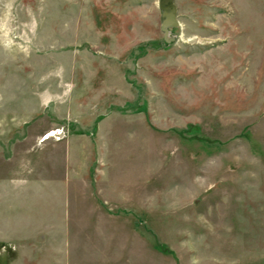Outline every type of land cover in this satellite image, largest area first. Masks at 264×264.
<instances>
[{"label": "rangeland", "instance_id": "obj_1", "mask_svg": "<svg viewBox=\"0 0 264 264\" xmlns=\"http://www.w3.org/2000/svg\"><path fill=\"white\" fill-rule=\"evenodd\" d=\"M0 0V264H264V0Z\"/></svg>", "mask_w": 264, "mask_h": 264}, {"label": "water", "instance_id": "obj_2", "mask_svg": "<svg viewBox=\"0 0 264 264\" xmlns=\"http://www.w3.org/2000/svg\"><path fill=\"white\" fill-rule=\"evenodd\" d=\"M159 7L164 15L162 31L165 34V41L166 43L171 44L174 41V38L173 35H171L170 30L177 29L180 26L176 0H160Z\"/></svg>", "mask_w": 264, "mask_h": 264}]
</instances>
